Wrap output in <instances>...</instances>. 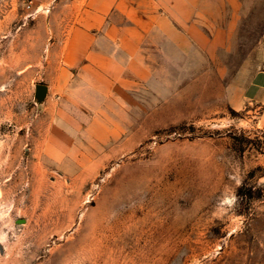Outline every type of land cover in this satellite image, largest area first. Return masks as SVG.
<instances>
[{"label": "rangeland", "instance_id": "rangeland-1", "mask_svg": "<svg viewBox=\"0 0 264 264\" xmlns=\"http://www.w3.org/2000/svg\"><path fill=\"white\" fill-rule=\"evenodd\" d=\"M58 1L0 0V264H264V0H209L178 68L72 126L29 68Z\"/></svg>", "mask_w": 264, "mask_h": 264}, {"label": "crops", "instance_id": "crops-1", "mask_svg": "<svg viewBox=\"0 0 264 264\" xmlns=\"http://www.w3.org/2000/svg\"><path fill=\"white\" fill-rule=\"evenodd\" d=\"M64 5L59 0L49 16L36 19L29 68L48 86L57 123L68 126L92 116L107 125L124 115L116 106L129 86L178 68L181 38L189 39L210 9L209 0H90L73 19L61 12ZM242 97L257 107L264 126V56Z\"/></svg>", "mask_w": 264, "mask_h": 264}, {"label": "water", "instance_id": "water-1", "mask_svg": "<svg viewBox=\"0 0 264 264\" xmlns=\"http://www.w3.org/2000/svg\"><path fill=\"white\" fill-rule=\"evenodd\" d=\"M47 93H48V86L47 85H45L43 83L36 85L35 97L39 102L45 100V98L47 97Z\"/></svg>", "mask_w": 264, "mask_h": 264}]
</instances>
